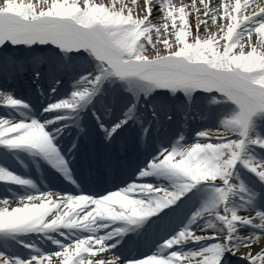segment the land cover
<instances>
[{
    "label": "snow or ice",
    "instance_id": "1",
    "mask_svg": "<svg viewBox=\"0 0 264 264\" xmlns=\"http://www.w3.org/2000/svg\"><path fill=\"white\" fill-rule=\"evenodd\" d=\"M254 2L0 3V264H264Z\"/></svg>",
    "mask_w": 264,
    "mask_h": 264
},
{
    "label": "bare ground",
    "instance_id": "2",
    "mask_svg": "<svg viewBox=\"0 0 264 264\" xmlns=\"http://www.w3.org/2000/svg\"><path fill=\"white\" fill-rule=\"evenodd\" d=\"M3 2V0H0V3H2ZM129 2L131 3V0H129ZM143 2V0H141V3ZM175 2L176 3H179L180 2V0H175ZM183 2L184 3H188L189 2V0H183ZM257 4H264V0H255V2H254V4H253V7H255ZM201 18H203V17H201ZM201 35L202 36H206L208 33L203 29V28H201ZM212 31H215V27L213 26L212 27Z\"/></svg>",
    "mask_w": 264,
    "mask_h": 264
}]
</instances>
